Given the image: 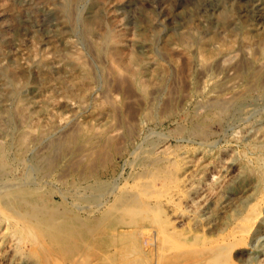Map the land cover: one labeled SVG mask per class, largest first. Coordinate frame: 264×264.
Returning <instances> with one entry per match:
<instances>
[{
	"label": "rangeland",
	"instance_id": "374dc122",
	"mask_svg": "<svg viewBox=\"0 0 264 264\" xmlns=\"http://www.w3.org/2000/svg\"><path fill=\"white\" fill-rule=\"evenodd\" d=\"M259 153L264 0H0V264H264Z\"/></svg>",
	"mask_w": 264,
	"mask_h": 264
},
{
	"label": "bare ground",
	"instance_id": "6f19581e",
	"mask_svg": "<svg viewBox=\"0 0 264 264\" xmlns=\"http://www.w3.org/2000/svg\"><path fill=\"white\" fill-rule=\"evenodd\" d=\"M210 79V78H209ZM214 79H215V77H214ZM212 80V79H211ZM215 161L217 160L218 161V158H215L214 159ZM257 160H258V162H259V164L260 165H263V167H264V154H262V153H259L258 154V156H257ZM216 161V162H217ZM257 162V163H258ZM199 164V163H198ZM213 165V164H212ZM207 167H208V165H204V166H202V167H200L198 170L196 169L195 170V172H193L192 174H191V177H190V179H193V178H199L201 175H202V173H203V171L204 170H206L207 169ZM208 170V169H207ZM213 170V169H212ZM190 173V172H189ZM205 177V176H204ZM168 180V179H167ZM167 184V183H166ZM166 184H163V185H165L166 186ZM171 184V183H170ZM154 185V184H153ZM162 185V186H163ZM203 185V184H202ZM168 187H169V185H168ZM159 188V187H158ZM191 188V187H190ZM1 189V188H0ZM200 189V188H199ZM250 191V190H249ZM21 192V191H20ZM8 193V192H7ZM11 193V192H10ZM246 193V192H245ZM248 193V192H247ZM250 193H252V191H250L248 194H246V196L247 195H250ZM172 195H174V194H172ZM243 197H244V195H243ZM241 201V200H240ZM259 201H262V199L260 200L259 199ZM25 202V201H24ZM258 202V201H257ZM27 203H29V202H27ZM160 203V202H159ZM175 203V202H174ZM260 203V202H259ZM173 205V204H172ZM239 205V204H238ZM31 206V205H30ZM237 206V205H236ZM239 208H241V207H239ZM15 210V209H14ZM16 212V211H15ZM25 212H27V211H25ZM27 214V213H26ZM22 215V214H21ZM25 215V214H24ZM24 215H22V216H24ZM11 217V216H10ZM13 217V216H12ZM23 217H21V219H19V220H23L22 219ZM31 218V217H30ZM34 218H35V216H34ZM17 219V218H16ZM25 219V218H24ZM25 221V220H24ZM27 221V220H26ZM25 221V222H26ZM42 221V220H41ZM18 222V221H17ZM19 222H21V221H19ZM31 222V221H30ZM40 222V221H39ZM22 223V222H21ZM34 223V222H33ZM31 226V225H30ZM32 228V227H31ZM21 230H23L20 226H15V228H13L12 229V231H14V232H20V233H22L21 232ZM29 231V230H28ZM236 234H238V233H236ZM13 236H14V234H13ZM238 236V235H237ZM18 238V237H17ZM18 239H20V238H18ZM2 240V239H1ZM3 240H5L4 239V237H3ZM185 245V244H184Z\"/></svg>",
	"mask_w": 264,
	"mask_h": 264
}]
</instances>
